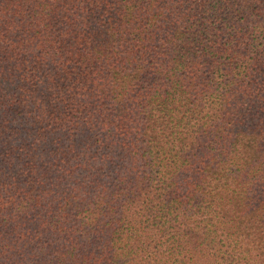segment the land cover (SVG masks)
<instances>
[{
  "label": "trees",
  "instance_id": "1",
  "mask_svg": "<svg viewBox=\"0 0 264 264\" xmlns=\"http://www.w3.org/2000/svg\"><path fill=\"white\" fill-rule=\"evenodd\" d=\"M0 264H264V0H0Z\"/></svg>",
  "mask_w": 264,
  "mask_h": 264
}]
</instances>
